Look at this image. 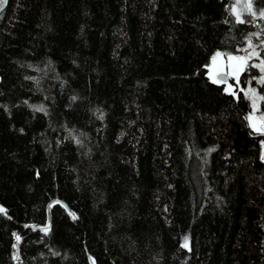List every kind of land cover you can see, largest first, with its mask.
Wrapping results in <instances>:
<instances>
[{"label":"trees","instance_id":"obj_1","mask_svg":"<svg viewBox=\"0 0 264 264\" xmlns=\"http://www.w3.org/2000/svg\"><path fill=\"white\" fill-rule=\"evenodd\" d=\"M233 2L8 0L0 264H264L253 75L212 73L264 38Z\"/></svg>","mask_w":264,"mask_h":264},{"label":"rangeland","instance_id":"obj_2","mask_svg":"<svg viewBox=\"0 0 264 264\" xmlns=\"http://www.w3.org/2000/svg\"><path fill=\"white\" fill-rule=\"evenodd\" d=\"M232 9L240 20L243 18L258 20L264 17V14H262L264 13V9L259 5L257 6L255 0H234ZM255 35L258 38L262 37L260 31H257ZM233 57L245 58L246 63L239 59L229 60L222 55L216 56L212 63L213 76H216L214 74L215 71V73L224 72L225 67L230 68L232 73L236 72L242 76L244 74H248V76L253 75L246 81V93L252 105V113L249 121L257 132L264 135V99H261V97H264V89L258 86L261 84L264 85V82H261V77H264V72L260 70V67H254V65L259 66L264 64V38L260 40V43L249 42L242 48V51ZM252 68L254 69L252 70ZM253 80H255L256 84H253ZM253 90H255V95H253ZM262 158L264 160V142L262 145Z\"/></svg>","mask_w":264,"mask_h":264},{"label":"snow or ice","instance_id":"obj_3","mask_svg":"<svg viewBox=\"0 0 264 264\" xmlns=\"http://www.w3.org/2000/svg\"><path fill=\"white\" fill-rule=\"evenodd\" d=\"M5 2H6V0H0V7H2L3 3H5ZM262 14H264V13H262ZM238 20H239V17H238ZM239 22L243 23V21H239ZM216 55L219 56L220 54L217 53ZM215 58L216 57H213V60H215ZM228 59L229 60L239 59V60H242V61H244L246 63V59L245 58H241V57H232V56H229ZM254 67H260V70L262 72H264V64L259 65V66L254 65ZM261 82H264V77H261ZM253 95H255V90H253ZM261 99H264V97H261ZM257 130L259 131V129H257ZM0 211H2V209H0ZM17 239H19V237H17ZM185 241H186V244H185V246H186L187 245V237L185 238Z\"/></svg>","mask_w":264,"mask_h":264},{"label":"flooded vegetation","instance_id":"obj_4","mask_svg":"<svg viewBox=\"0 0 264 264\" xmlns=\"http://www.w3.org/2000/svg\"><path fill=\"white\" fill-rule=\"evenodd\" d=\"M215 72H214V74L216 75L215 76L216 78H217V75L219 73H222V72H218V73H215ZM224 72H228L230 74L229 80L226 81L228 86H231L230 83H232V81L235 82V83H239V81H240V79H239V75L240 74L239 73H236V72L235 73H232L231 69L230 68H227V67H225V71Z\"/></svg>","mask_w":264,"mask_h":264},{"label":"water","instance_id":"obj_5","mask_svg":"<svg viewBox=\"0 0 264 264\" xmlns=\"http://www.w3.org/2000/svg\"><path fill=\"white\" fill-rule=\"evenodd\" d=\"M8 3V0H6L5 3H3L2 7H0V12L6 7ZM230 78V74L228 72H222L217 75V79L220 80L221 82H226Z\"/></svg>","mask_w":264,"mask_h":264}]
</instances>
